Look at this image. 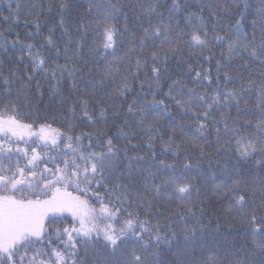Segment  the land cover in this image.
Masks as SVG:
<instances>
[{"label":"snow or ice","instance_id":"1","mask_svg":"<svg viewBox=\"0 0 264 264\" xmlns=\"http://www.w3.org/2000/svg\"><path fill=\"white\" fill-rule=\"evenodd\" d=\"M242 2L221 5L209 0L189 5L199 11H188L184 17L192 27L185 40L183 29L174 33L171 24L172 13L183 7L180 0H171L168 23L162 19L161 0H137L129 5L88 0L86 12L97 19L81 18L77 31L83 28L86 34L92 27L101 42L89 48L90 59H77L78 51L69 57L65 45L64 58L76 60L81 64L77 67L75 63H49L41 49L21 40L18 32L9 38L24 6L17 2L13 8V0H8V15L0 12L9 23V28L0 31V264H264V0L249 13L250 21ZM54 7H58L63 34L72 44V33L64 27V14L72 8L69 0L27 6L29 14L35 13L31 21L35 35L41 34L39 17ZM248 7L244 4V9ZM205 10L217 19L235 16V23L228 26L235 38L216 34L209 39ZM129 12L138 13L136 19L143 17L149 27L143 29L138 48L133 34L128 51L117 56L122 33L115 21L123 17L127 29ZM245 21L252 28L251 36L243 30ZM23 23L27 26L29 21ZM53 31L48 29L44 41L59 56ZM149 41L151 50L143 55ZM218 43L227 45L222 55L229 61L239 59L248 68L258 63L259 71H249L247 77L241 72H221L227 66L220 59L215 60L214 70L203 67L202 58L209 63L213 59L204 50L211 51ZM75 46L79 50L84 41L77 38ZM134 52L140 55L133 57ZM25 53L29 64L21 66ZM5 60L11 65L6 73ZM64 73L71 78L67 95L57 79ZM39 75L54 81L48 85L49 100L58 97L61 105L72 101L68 115H59L65 127L54 126L56 115L49 122L47 113L42 118L37 114L31 123L20 119L22 96L28 98L33 83L34 94L43 100ZM134 82L139 92L134 91ZM158 94L163 98L157 99ZM252 96L255 100L250 104ZM233 106L237 118L231 115ZM249 114L258 119L253 122L246 118ZM26 115L33 117L32 112ZM129 116L134 120L130 122ZM165 118L170 123L162 131ZM78 120H86L93 130H84ZM242 124L254 127L255 133L245 132ZM158 138L165 153L177 159L183 156L179 165L160 160L156 165L160 174L139 167L145 159L139 150L147 146L155 158ZM221 157L234 158V169L221 165ZM201 161L209 168L220 166L224 172V179L215 185L214 201L207 195L202 198L195 177L184 175L200 172ZM248 161L258 175L240 170L241 163ZM165 171L170 174L163 175ZM206 203L220 207L209 214ZM221 215L226 221H237L238 228L228 224L235 235L224 241L222 252L197 255V249L201 253L210 250L208 240L220 232ZM205 218L207 223H202ZM214 221L215 228L209 231ZM237 240L242 241L239 246Z\"/></svg>","mask_w":264,"mask_h":264},{"label":"trees","instance_id":"2","mask_svg":"<svg viewBox=\"0 0 264 264\" xmlns=\"http://www.w3.org/2000/svg\"><path fill=\"white\" fill-rule=\"evenodd\" d=\"M17 2H20L24 7H22L20 16H21V21L15 25H12L13 32L9 34V38L14 39L15 38V33L18 32L20 34V39L25 41L26 43H34L37 48H40L42 53L45 55L46 59L51 63V61H56L60 64H69L71 66L72 64H76L77 67H80L81 64L77 63L76 60L73 59H65V52H64V47L67 44L70 51L67 53L69 57L72 56L74 51H78V56L77 59L83 58V59H90L88 53H89V48L95 46L96 44L101 42V37L97 31H95L92 27L88 28L87 33L85 34L83 32V28H80L79 31L77 29L80 27V22L81 18H83L84 21L87 22H94L97 17L95 16L94 13H87V5H88V0H69L70 4L72 5V8L70 12L65 13V25L64 27H67L68 30L72 33V39L73 43L68 44L67 38L63 34V29L59 25V14H58V7H54L51 12H45L39 17L40 23H41V29L39 35H35L36 30L33 27L31 21L35 18V13H28L27 6L31 3H44L47 5L49 3V0H13V8H15V5ZM54 4L58 5L59 0H51ZM111 3L117 4V5H129L136 3L137 0H110ZM209 0H180V3L182 4V9L180 12H173L172 17H171V24L175 31H179L180 29H183L185 32V35L183 39L187 40L188 35L187 33H190L192 31L191 24L185 21L184 17L186 16L188 11H199V8H193L189 7V5H199L202 3H208ZM218 2L223 5L225 3H232V0H218ZM161 3L163 7H161V11L165 13L164 17L162 18L165 23L169 22V16L167 12V8L171 6V0H161ZM244 4H247L249 7L247 9H244ZM260 6V0H243L241 3V8L244 10V14L247 16V20L250 21L252 19V16L249 15L250 12H254L256 8ZM125 11H128L127 8H125ZM0 12H2L3 15H8L9 9H8V0H3V3H0ZM136 15L138 13L133 14L132 12L128 13V20H127V29H125V20L123 17H118L115 21L117 28L120 29V32L122 35L118 38V46H117V51L116 55L117 56H123L127 51L128 48L130 47V42L132 41V36L133 34L135 35L136 39V44L137 48L139 47V37L143 35V29L148 28L149 24L146 19L141 17L139 20L136 19ZM204 17H205V23L207 25L208 33H209V39H211L214 35L219 34L222 36H231L233 39L235 38V33L234 32H229L228 31V26L231 24L235 23V16H225V15H220L219 18L217 19L216 17H211L208 15L207 10L204 12ZM154 21L159 22L156 20V18H153ZM24 20H28L29 23L27 26L23 23ZM178 21V23H177ZM192 23H197L196 21H193ZM87 26V25H85ZM9 28V23L5 22L2 17H0V31ZM49 28H54V31L52 33V38L55 41L56 45L60 49V55H56V49L51 48L50 46L45 44L44 41V36L48 35V29ZM245 32L251 36L252 33V28L248 24L247 21L244 23V29ZM28 33H33L32 36H29ZM79 38L84 41V46L80 48L79 50L76 49L75 46V40ZM257 39H259V33H257ZM159 42L157 41V44ZM151 50V42L149 41L148 46L145 48V51L143 55H147L148 52ZM185 52H187V48L185 49ZM227 52V45L223 43H218V44H213L211 47V51L209 50H204V55L205 56H212V62L209 63L208 61L203 60L202 58V64L203 67H212L213 70L215 69V60L220 59L227 67L222 68L221 72L225 70H229L232 74H235L236 72H241L245 77L248 76L249 71H259V65L258 63H253L251 68H248L247 66H241L242 61L239 59H234L229 61L227 59L226 55H222V53L226 54ZM18 55V54H17ZM109 60L113 59L111 52L107 53ZM133 57L136 55H140L139 52H134L131 54ZM101 61V65H102ZM29 61L26 57L25 53V60L22 62L21 66L28 65ZM5 65L6 67L3 69V71L6 73L7 68L10 67L11 65L8 63L7 60H5ZM124 62L121 63V68L123 70ZM25 73L21 72L20 75H24ZM38 79L40 80L41 84L43 85V90H44V97L43 100H41L38 96H36L35 93V85L33 83L32 85V91L27 94L28 98L23 99V102L19 105L20 113L22 114L20 119L24 123H31L33 118H36V115L40 118H42L46 113L49 117V122H51V117L53 115H56L57 117V123L54 126L57 127H65L64 124L59 122V115L60 113H63L64 115H68L67 113V108L70 106L72 101H69L68 104L61 105L59 104L58 97L57 100H49V92H48V85L51 83H54L52 78L50 76L45 77L43 75H39ZM57 79L61 80L60 83V88L62 92L67 95L69 92V85L71 83V78L68 76L67 73H64L63 78L61 79L59 76ZM143 79V77H141ZM221 79L223 80V76H221ZM15 87H18L19 84L17 82ZM3 85L0 84V88H2ZM83 87V85H81ZM164 90L166 91L167 88L165 86ZM134 91L139 92L140 89L135 86L134 82ZM83 95V93H80ZM134 94V93H133ZM149 100L151 99V96L149 95L147 97ZM162 95L158 94L157 99H162ZM97 99H99V96H97ZM73 100H75V96L73 97ZM128 100H131V95L128 96ZM255 97L252 96L250 99V104L254 102ZM241 109L244 108V105H240ZM99 109L96 108L94 109V112H98ZM32 112L33 117H29L26 115L27 113ZM111 114V109L109 110ZM173 112L177 113V119L180 118L179 113L176 108H173ZM77 115H79V109L77 110ZM154 115V114H153ZM231 115L233 118H237V112L235 106H233L231 110ZM246 118L252 119L253 122H255L258 117L253 116L249 114ZM123 116L119 118V122L122 124L123 123ZM129 121H133L134 118L129 116L128 117ZM77 123L80 124V127L83 128L84 130H93L90 125H88L87 121H77ZM111 121H109V124ZM164 124V128L162 131L167 130V125L170 123V120L168 118H165L162 122ZM135 127V124H133ZM242 128H244L245 132L248 133H255V128L252 126H244L243 124L241 125ZM80 129H77L79 131ZM111 131L115 132L116 129L113 128ZM143 135V133H140ZM168 139L167 135H164L163 140L166 141ZM177 139H180L179 133L177 134ZM24 145L21 144V147ZM130 155H136V152H130ZM139 155L144 156L145 159L140 163L139 167L145 170H151L153 172H157L158 174L161 173V170L156 166L157 163L160 160L165 161L166 163H176V164H181L183 161V156L181 155L179 159L175 158L170 152L165 153L162 148H161V140L158 138L156 141V156L155 158L152 157V153L148 150L147 146H143L139 150ZM221 159V165L227 164L229 167V170H233L234 166L236 165V160L233 158L231 160L225 159V158H220ZM195 163V161H193ZM51 166V165H49ZM242 171H252L254 174L258 175L259 173L255 171L254 165L252 161H248L247 164L241 163V169ZM179 171V170H178ZM212 173H215V176H212ZM170 173L165 171L163 172V175L167 176ZM184 175L189 176V177H195V180L197 182V186L201 188V196L202 198L207 195L211 200H215V197L213 196V192L215 189V185L220 182V180L224 179V172L220 166H213L212 168L208 167V164L206 161H201V170L200 172L197 171H192L190 173H184ZM159 182V181H157ZM137 189L140 191H144V189L139 187V182H137ZM71 190V189H70ZM87 199L90 200L91 203H95L94 200H91L90 197H86ZM206 207L209 208V214H211V211L215 210L216 208L220 207L219 203H206ZM65 219L67 220L68 223H71V219L68 218L67 214H65ZM59 222V221H57ZM202 223H207V218L201 221ZM221 230L219 233H213L215 236V239L209 238L208 240V245L210 250L206 249L203 253H201L200 249H197V255H204V256H209L212 254V252H222L223 246H224V241L229 240L232 238L233 235H235V232L232 228L228 227V224H234L236 227H239V224L237 223L236 220H230L226 221L224 220L223 216L221 215ZM215 228V221L213 222L212 229L209 231H212ZM242 243L241 240H237L236 244L239 246ZM97 247H100V244H97Z\"/></svg>","mask_w":264,"mask_h":264}]
</instances>
